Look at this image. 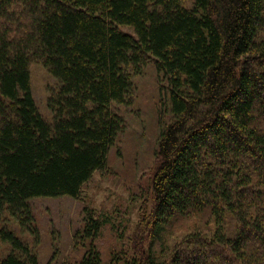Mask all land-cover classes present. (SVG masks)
I'll return each instance as SVG.
<instances>
[{"label": "trees", "instance_id": "16d2710c", "mask_svg": "<svg viewBox=\"0 0 264 264\" xmlns=\"http://www.w3.org/2000/svg\"><path fill=\"white\" fill-rule=\"evenodd\" d=\"M150 62L170 100L150 211L109 260L89 214L76 263L264 264V0H0V264H40L9 223L39 237L32 200L106 169ZM33 64L57 81L52 122Z\"/></svg>", "mask_w": 264, "mask_h": 264}, {"label": "rangeland", "instance_id": "374dc122", "mask_svg": "<svg viewBox=\"0 0 264 264\" xmlns=\"http://www.w3.org/2000/svg\"><path fill=\"white\" fill-rule=\"evenodd\" d=\"M123 31L131 32L125 28ZM30 71L36 105L52 122L47 101L57 81L40 64L31 65ZM133 82L128 99L131 103L114 105L126 126L109 153L106 169L95 173L79 199L67 196L32 200L39 237L14 221L9 223L10 229L33 248L40 264H77L85 250L75 241V235L91 213L108 220L96 244L109 260L110 254L129 242L142 214L150 211L152 180L159 164V133L163 120L169 118L170 100L153 62L147 63Z\"/></svg>", "mask_w": 264, "mask_h": 264}]
</instances>
